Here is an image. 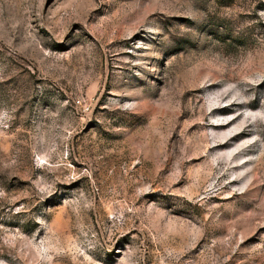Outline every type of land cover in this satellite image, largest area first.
Listing matches in <instances>:
<instances>
[{
    "label": "rangeland",
    "instance_id": "rangeland-1",
    "mask_svg": "<svg viewBox=\"0 0 264 264\" xmlns=\"http://www.w3.org/2000/svg\"><path fill=\"white\" fill-rule=\"evenodd\" d=\"M0 264H264V0H0Z\"/></svg>",
    "mask_w": 264,
    "mask_h": 264
}]
</instances>
